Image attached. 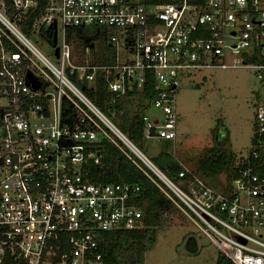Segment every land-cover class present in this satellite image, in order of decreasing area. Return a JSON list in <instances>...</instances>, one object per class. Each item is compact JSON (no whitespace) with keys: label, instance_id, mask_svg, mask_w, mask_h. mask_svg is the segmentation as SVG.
I'll use <instances>...</instances> for the list:
<instances>
[{"label":"built area","instance_id":"2783aa9c","mask_svg":"<svg viewBox=\"0 0 264 264\" xmlns=\"http://www.w3.org/2000/svg\"><path fill=\"white\" fill-rule=\"evenodd\" d=\"M41 3L0 0V264H101L102 233L142 228L138 186L86 179L102 140L138 159L220 256L264 264V94L249 152L214 188L184 166L171 181L81 89L101 82L113 117L129 113L144 141L174 143L176 95L198 71L248 68L264 87V0ZM27 19L54 62L21 31Z\"/></svg>","mask_w":264,"mask_h":264},{"label":"rangeland","instance_id":"374dc122","mask_svg":"<svg viewBox=\"0 0 264 264\" xmlns=\"http://www.w3.org/2000/svg\"><path fill=\"white\" fill-rule=\"evenodd\" d=\"M29 40L55 61L51 47L41 37L33 35ZM263 94L264 87L254 70L248 68L205 69L189 77L176 95L179 120L172 148L175 158L186 168L198 171L197 163L208 159L211 150L227 148L238 156L246 155L252 145L256 107ZM148 115L153 117L157 112L151 109ZM142 146L150 159L164 151L171 153L164 142L144 141ZM203 179L214 188L224 182L223 175ZM217 255L216 249L178 211L169 225L157 232L143 264H215Z\"/></svg>","mask_w":264,"mask_h":264},{"label":"trees","instance_id":"16d2710c","mask_svg":"<svg viewBox=\"0 0 264 264\" xmlns=\"http://www.w3.org/2000/svg\"><path fill=\"white\" fill-rule=\"evenodd\" d=\"M175 1L140 0L144 5H160ZM40 4H42L41 0ZM8 14L12 15L11 9L8 10ZM31 24L32 19L18 22L21 31L28 37L31 36ZM79 31L81 32V30H77L75 33H79ZM70 38L68 36V39ZM81 89L99 110L111 118L124 135L142 152L141 149H144L142 146L144 140L140 133L142 125L137 118L130 116L129 113L120 118L113 117L112 106H110L111 95L101 82L93 86L81 85ZM93 151L95 160H90L86 165L87 181L95 185L127 183L138 186L139 193L135 203L144 212L142 228L132 231L102 233L98 241L101 264H143L145 254L156 241L157 232L169 225L172 215L178 210L145 175L146 173L151 179L157 181L156 177L138 159L133 157L139 167L106 140L97 142ZM144 151L142 153L147 154V150L144 149ZM237 157L238 155L227 148L211 150V156L208 159L201 160L200 164L197 163L196 169L198 171L195 172H199L201 177L210 180L223 175L224 180L228 183L236 175L234 165ZM149 160L171 181L175 183L182 181L178 178L182 166L166 151L151 159L149 158ZM215 264L232 263L218 254Z\"/></svg>","mask_w":264,"mask_h":264},{"label":"crops","instance_id":"0c3cea01","mask_svg":"<svg viewBox=\"0 0 264 264\" xmlns=\"http://www.w3.org/2000/svg\"><path fill=\"white\" fill-rule=\"evenodd\" d=\"M176 141V140H175ZM175 141H174V143H171V142H168V141H160V142H164V143H166V148L165 149H169L170 147H171V153H170V155L174 158V160L176 161V162H178L181 166H184L179 160H177V158H175V156H174V150H172V148L174 147V145H175ZM144 154V153H143ZM158 154H160V153H158ZM157 154V155H158ZM145 155V154H144ZM156 155V156H157ZM146 156V155H145ZM147 157V156H146ZM152 157H155V156H152ZM148 158V157H147ZM149 159V158H148ZM185 167V166H184ZM193 172H195V171H193ZM196 173V172H195ZM197 174V173H196ZM199 177H200V175L199 174H197Z\"/></svg>","mask_w":264,"mask_h":264},{"label":"water","instance_id":"95a60500","mask_svg":"<svg viewBox=\"0 0 264 264\" xmlns=\"http://www.w3.org/2000/svg\"><path fill=\"white\" fill-rule=\"evenodd\" d=\"M56 41H57L56 34H54V36H53V47L56 45ZM57 56H58V51H57V49H55V57L57 58Z\"/></svg>","mask_w":264,"mask_h":264}]
</instances>
